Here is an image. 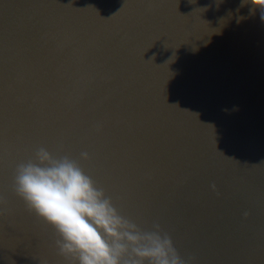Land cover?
Instances as JSON below:
<instances>
[{
	"label": "water",
	"instance_id": "95a60500",
	"mask_svg": "<svg viewBox=\"0 0 264 264\" xmlns=\"http://www.w3.org/2000/svg\"><path fill=\"white\" fill-rule=\"evenodd\" d=\"M261 16L253 0H0V264H69L14 190L39 147L186 264H264Z\"/></svg>",
	"mask_w": 264,
	"mask_h": 264
},
{
	"label": "clouds",
	"instance_id": "9594fccd",
	"mask_svg": "<svg viewBox=\"0 0 264 264\" xmlns=\"http://www.w3.org/2000/svg\"><path fill=\"white\" fill-rule=\"evenodd\" d=\"M253 4L264 19V0ZM81 157L89 159L87 152ZM14 190L56 230L59 253L69 264H186L159 224L145 231L123 216L70 155L57 157L39 147L32 159L17 164Z\"/></svg>",
	"mask_w": 264,
	"mask_h": 264
}]
</instances>
